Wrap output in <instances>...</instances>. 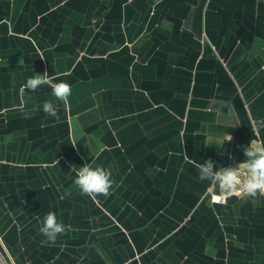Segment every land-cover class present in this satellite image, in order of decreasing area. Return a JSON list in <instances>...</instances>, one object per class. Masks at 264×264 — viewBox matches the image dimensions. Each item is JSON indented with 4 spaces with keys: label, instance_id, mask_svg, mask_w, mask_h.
I'll return each instance as SVG.
<instances>
[{
    "label": "crops",
    "instance_id": "1",
    "mask_svg": "<svg viewBox=\"0 0 264 264\" xmlns=\"http://www.w3.org/2000/svg\"><path fill=\"white\" fill-rule=\"evenodd\" d=\"M45 72L67 105L47 86L20 95ZM253 119L264 0H0L1 260L264 264V194L215 203L195 167L242 162ZM87 164L111 172L107 198L74 184ZM49 212L72 229L55 244Z\"/></svg>",
    "mask_w": 264,
    "mask_h": 264
},
{
    "label": "clouds",
    "instance_id": "2",
    "mask_svg": "<svg viewBox=\"0 0 264 264\" xmlns=\"http://www.w3.org/2000/svg\"><path fill=\"white\" fill-rule=\"evenodd\" d=\"M56 77L50 76L47 72L35 74L28 78L20 88V95L23 96L27 90L34 93L41 87L51 88L52 95L65 105L69 103L72 95L71 86L65 82H54ZM43 112L53 118L59 119L56 106L51 101L43 104ZM30 116L26 113L25 119ZM251 132L257 139L251 140L250 144L243 149L245 159L235 166L216 168L212 160H206L203 164H196L199 178L202 181H210L217 186L225 197L236 196L239 198H256L257 194H264V140L260 139L261 130L264 129V119L251 121ZM232 137L229 135L228 141ZM187 159V156L185 155ZM192 161H189L191 163ZM70 171L75 173L74 184L82 195H86L92 200L99 196L107 198L110 196L114 186L111 179V172L103 167H91L89 164L77 169L73 165ZM70 225L58 222L55 212H49L44 217L43 223L39 228L40 233L46 237L49 243L55 244L58 236L71 231Z\"/></svg>",
    "mask_w": 264,
    "mask_h": 264
},
{
    "label": "built area",
    "instance_id": "3",
    "mask_svg": "<svg viewBox=\"0 0 264 264\" xmlns=\"http://www.w3.org/2000/svg\"><path fill=\"white\" fill-rule=\"evenodd\" d=\"M232 197H236V196H232ZM228 198H230V197H225L223 193H221L218 196H215V195L212 194V201L215 202V203H218V204H224L228 200ZM0 262L2 264H5L1 260V257H0Z\"/></svg>",
    "mask_w": 264,
    "mask_h": 264
},
{
    "label": "water",
    "instance_id": "4",
    "mask_svg": "<svg viewBox=\"0 0 264 264\" xmlns=\"http://www.w3.org/2000/svg\"><path fill=\"white\" fill-rule=\"evenodd\" d=\"M222 111L224 112V114L228 113V110L226 108H222ZM230 117H232V114H230Z\"/></svg>",
    "mask_w": 264,
    "mask_h": 264
}]
</instances>
